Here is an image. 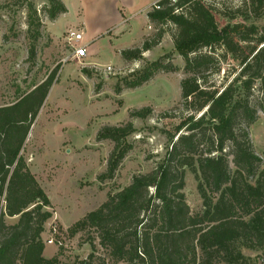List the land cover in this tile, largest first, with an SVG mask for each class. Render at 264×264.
I'll use <instances>...</instances> for the list:
<instances>
[{
	"label": "trees",
	"instance_id": "trees-1",
	"mask_svg": "<svg viewBox=\"0 0 264 264\" xmlns=\"http://www.w3.org/2000/svg\"><path fill=\"white\" fill-rule=\"evenodd\" d=\"M49 1L51 19L67 12L62 0ZM250 2L254 13L264 8V0ZM159 5L148 12L149 21L176 27L175 48L186 73L178 105L185 114L175 131L166 132L165 155L69 228L72 236L88 234L92 251L87 257L62 263V248L46 257L43 233L53 216L52 203L22 152L48 97L54 69L17 100L0 106V264H252L243 248L264 249V167L242 126L258 117L251 104L256 84L261 93L257 105L264 113V25L229 22L221 27L204 0H160ZM151 47L145 42L142 49L123 54L137 57ZM222 47L239 61L240 70L219 88L208 77L220 71L215 50ZM161 68L173 69L156 61L138 83ZM147 112L143 108L134 114L145 118ZM134 132L128 122L99 133L115 143L111 172L131 147L127 138ZM187 170L198 182L200 213H192L186 200Z\"/></svg>",
	"mask_w": 264,
	"mask_h": 264
},
{
	"label": "rangeland",
	"instance_id": "rangeland-1",
	"mask_svg": "<svg viewBox=\"0 0 264 264\" xmlns=\"http://www.w3.org/2000/svg\"><path fill=\"white\" fill-rule=\"evenodd\" d=\"M62 1L67 12L51 19L49 0H0V106L14 102L57 70L22 154L52 203L53 216L45 225L43 239L47 242L53 237L54 243H46L45 256L52 257L62 248L60 259L66 263L92 251L86 241L88 234L72 236L69 228L98 208L109 194L127 186L135 174L151 171L165 155L166 132L175 131L185 114L178 105L186 73L185 61L175 48L176 27L149 21L148 12L157 0ZM204 3L221 27L229 22L264 25V8L254 13L250 0ZM70 30L83 33L81 44L87 48V57L82 61L71 58L74 46L66 40ZM145 42L152 43L150 50L124 57V51L142 49ZM215 53L221 68L208 78L221 88L236 76L240 63L223 47ZM156 61L173 69H158L138 83ZM108 65L111 72L105 70ZM260 96L256 84L251 104L258 117L242 126L264 167V113L257 105ZM143 108L149 109V115L135 116L134 112ZM128 122L135 128L127 138L131 147L111 172L109 158L115 143L100 138L99 133L105 126ZM232 159L230 156L234 168ZM197 183L187 170L184 192L194 214L203 210ZM16 220L8 218V222ZM98 242V253L104 256ZM243 253L252 264H264V249L243 248Z\"/></svg>",
	"mask_w": 264,
	"mask_h": 264
},
{
	"label": "built area",
	"instance_id": "built-area-1",
	"mask_svg": "<svg viewBox=\"0 0 264 264\" xmlns=\"http://www.w3.org/2000/svg\"><path fill=\"white\" fill-rule=\"evenodd\" d=\"M159 1L157 0L154 3V6L157 8H160ZM173 3H176L178 0H171ZM83 33L76 30H70L66 36V40L68 43L73 44L74 50L72 53L71 58L82 61L84 58L87 57V48L85 45L81 44V41L83 40ZM105 70L111 72L113 70L111 65H108L105 67ZM1 183V181H0ZM53 231L56 232V227H53ZM47 243H54V238H48Z\"/></svg>",
	"mask_w": 264,
	"mask_h": 264
},
{
	"label": "water",
	"instance_id": "water-1",
	"mask_svg": "<svg viewBox=\"0 0 264 264\" xmlns=\"http://www.w3.org/2000/svg\"><path fill=\"white\" fill-rule=\"evenodd\" d=\"M34 125H35V121H34V123H33L32 126H31V130H30V132H29V135H30L32 129L34 128ZM29 135H28V136H29Z\"/></svg>",
	"mask_w": 264,
	"mask_h": 264
},
{
	"label": "bare ground",
	"instance_id": "bare-ground-1",
	"mask_svg": "<svg viewBox=\"0 0 264 264\" xmlns=\"http://www.w3.org/2000/svg\"><path fill=\"white\" fill-rule=\"evenodd\" d=\"M31 134V133H30Z\"/></svg>",
	"mask_w": 264,
	"mask_h": 264
}]
</instances>
